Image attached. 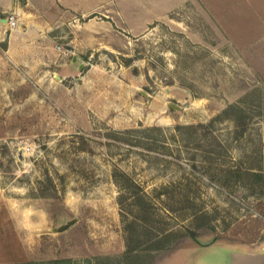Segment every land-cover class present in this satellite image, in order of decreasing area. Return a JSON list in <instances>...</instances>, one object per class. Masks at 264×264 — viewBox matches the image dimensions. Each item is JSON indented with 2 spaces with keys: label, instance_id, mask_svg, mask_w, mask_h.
<instances>
[{
  "label": "rangeland",
  "instance_id": "374dc122",
  "mask_svg": "<svg viewBox=\"0 0 264 264\" xmlns=\"http://www.w3.org/2000/svg\"><path fill=\"white\" fill-rule=\"evenodd\" d=\"M210 244L264 249V0H0V264Z\"/></svg>",
  "mask_w": 264,
  "mask_h": 264
},
{
  "label": "crops",
  "instance_id": "0c3cea01",
  "mask_svg": "<svg viewBox=\"0 0 264 264\" xmlns=\"http://www.w3.org/2000/svg\"><path fill=\"white\" fill-rule=\"evenodd\" d=\"M257 252L235 247L220 249L218 245L210 244L203 247L180 249L167 258L163 264H256L260 257ZM208 254H215L216 260L209 259L210 257L206 259ZM188 255H190L189 260Z\"/></svg>",
  "mask_w": 264,
  "mask_h": 264
},
{
  "label": "water",
  "instance_id": "95a60500",
  "mask_svg": "<svg viewBox=\"0 0 264 264\" xmlns=\"http://www.w3.org/2000/svg\"><path fill=\"white\" fill-rule=\"evenodd\" d=\"M73 221H74L73 219L69 220L66 223H64V224L60 225L59 227H57L55 230L62 231L64 229H66L69 225H71L73 223ZM257 253L260 254V257H259V260L257 261L256 264H263V261H264V249L258 250Z\"/></svg>",
  "mask_w": 264,
  "mask_h": 264
},
{
  "label": "built area",
  "instance_id": "2783aa9c",
  "mask_svg": "<svg viewBox=\"0 0 264 264\" xmlns=\"http://www.w3.org/2000/svg\"><path fill=\"white\" fill-rule=\"evenodd\" d=\"M7 23H8V26L10 28H15L17 26V19H16V17L15 16H10L8 18Z\"/></svg>",
  "mask_w": 264,
  "mask_h": 264
},
{
  "label": "trees",
  "instance_id": "16d2710c",
  "mask_svg": "<svg viewBox=\"0 0 264 264\" xmlns=\"http://www.w3.org/2000/svg\"><path fill=\"white\" fill-rule=\"evenodd\" d=\"M167 235H168V233H167ZM127 245H128V249L126 251V254L130 255V254L134 253V251H136L135 248H133L132 246H130V243H127Z\"/></svg>",
  "mask_w": 264,
  "mask_h": 264
},
{
  "label": "bare ground",
  "instance_id": "6f19581e",
  "mask_svg": "<svg viewBox=\"0 0 264 264\" xmlns=\"http://www.w3.org/2000/svg\"><path fill=\"white\" fill-rule=\"evenodd\" d=\"M6 23V22H5Z\"/></svg>",
  "mask_w": 264,
  "mask_h": 264
}]
</instances>
